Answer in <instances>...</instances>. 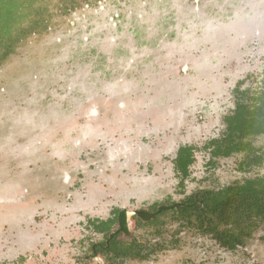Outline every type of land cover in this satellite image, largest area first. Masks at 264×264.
<instances>
[{
  "label": "rangeland",
  "instance_id": "374dc122",
  "mask_svg": "<svg viewBox=\"0 0 264 264\" xmlns=\"http://www.w3.org/2000/svg\"><path fill=\"white\" fill-rule=\"evenodd\" d=\"M58 3L44 1L52 12L48 29L0 67V264H71L67 250L82 238L73 232L85 235L88 219L165 199L167 191L179 200L171 186L179 146L199 150L189 191L244 177L237 171L243 155L206 170L203 147L224 131L235 82L249 72L264 75V0H89L69 14ZM254 145L264 147V137ZM22 175L32 176L33 186ZM65 193L84 206L64 204ZM55 196L59 204H43ZM39 201L43 217L55 222L43 226L54 234L70 228L73 242L45 233L40 247L19 249L12 233L4 234L3 224L29 222ZM34 250L45 262L25 259ZM258 263V236L230 253L190 234L141 264Z\"/></svg>",
  "mask_w": 264,
  "mask_h": 264
},
{
  "label": "flooded vegetation",
  "instance_id": "af4514ba",
  "mask_svg": "<svg viewBox=\"0 0 264 264\" xmlns=\"http://www.w3.org/2000/svg\"><path fill=\"white\" fill-rule=\"evenodd\" d=\"M263 85L264 75L251 74L250 72L246 77L235 82L234 87L230 90L232 100L230 102L233 107L222 121L224 131L218 138L207 141L203 147L204 152L210 155V160L204 163L206 170L217 168L220 160H229L235 155L238 156V154L243 155V159L239 161L237 166V171L244 175L243 179H235L228 186L217 190L205 188L189 191L188 183L194 182V168L197 163L201 162V159L197 157L199 150L195 146H179L176 156L171 161L174 172L173 179L177 182L171 186L175 187L176 185L174 190L181 198L176 200L175 193L171 195L167 191L169 196L167 195L165 199L151 197L145 202H140V206L131 210L116 206L110 210L106 219H88L87 223L83 225V229L88 231L85 235L81 231L80 234L76 231L73 232L78 237L82 234V238L80 241L73 243L78 245L77 250H67L66 257L72 259L69 261V258H66V262H72L71 264H128L130 262L141 264L151 260L156 261L167 252L177 249L184 236L190 234L200 236L202 239L207 238L210 242L215 243L218 248L230 253L245 248L256 236L264 244V233H260V229H264V214H259L260 210L252 213L247 209L254 205L255 193L249 196V203L244 202L241 209H231L223 206L216 209L215 207L216 198L220 197L219 195L227 194L229 190H234L232 198L242 204L241 196L245 195L242 193V189L252 182H262L260 186L254 188L259 193H264V173L261 172L264 167V147L258 148L254 145V140L264 137V132H256L253 128L246 138L238 139L239 143L237 142L233 147L225 145L226 139L224 140L228 121L235 118L239 104L243 105L245 102L240 93L247 89L257 90ZM221 140H224L223 144L219 145V148L216 147L215 143L222 142ZM183 161L186 163L188 161V163L181 166ZM21 178L22 182L32 185V176L22 175ZM2 192L3 188L0 185V194ZM238 194L240 195L239 198ZM64 196V204L73 202L77 207H83L85 204L82 199L77 200L72 193H65ZM57 198L58 196L52 197L49 199V203L45 202L43 204L53 207L56 202L59 204ZM226 199L228 200L227 196ZM130 202L132 203L133 200H130ZM136 203L137 201H134V205ZM41 206L40 201L34 206L29 222L18 224L15 227L7 224L1 226L4 234L12 233L13 238L18 242L19 249L31 245L40 247L41 238L45 236V233L58 236L57 241L59 243L70 244L73 242L70 230H68L70 228L59 229L58 234H54V227L50 229L43 226V221L44 223L47 222L48 225L55 222L54 217H43L47 209ZM48 209H51V207H48ZM31 222L32 224H30ZM36 222L37 224L40 223V228H38ZM20 231H24V233L21 234ZM68 251L70 254H68ZM33 254L36 255H30L32 257L28 256L26 258L25 255L24 258L30 261L35 257L41 262L43 260L45 262L43 251L42 253L35 251Z\"/></svg>",
  "mask_w": 264,
  "mask_h": 264
},
{
  "label": "trees",
  "instance_id": "16d2710c",
  "mask_svg": "<svg viewBox=\"0 0 264 264\" xmlns=\"http://www.w3.org/2000/svg\"><path fill=\"white\" fill-rule=\"evenodd\" d=\"M44 1L0 0V67L11 56L16 54L23 43H26L35 34H41L43 30L48 29L52 12L47 8L48 5L45 6ZM88 1L59 0L57 8L61 13L69 14L72 11L78 10L82 7V3H88ZM240 94L245 99V102L243 105L239 104L237 115L227 123L228 128L224 140L226 139L225 145L228 147H233L237 142L239 143V140L246 138L253 128L256 132H264V85L257 90L247 89ZM224 140L216 142L215 146L219 148V145L223 144ZM187 163L183 161L181 166H185ZM261 183L252 182L242 189V193L245 194L241 196L242 204L232 198L234 190H229L225 195H219L220 197H217L215 201L216 209L220 206L241 209L244 202L249 203V196L255 193L254 205H251L247 209L252 213L260 210L259 214H264V193H259L254 188L255 186H260ZM230 194L231 196H229ZM239 197L240 195L238 194ZM237 214L240 215L239 212Z\"/></svg>",
  "mask_w": 264,
  "mask_h": 264
}]
</instances>
